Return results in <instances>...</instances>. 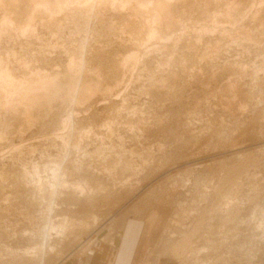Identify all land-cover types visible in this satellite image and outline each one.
Listing matches in <instances>:
<instances>
[{
	"label": "rangeland",
	"instance_id": "374dc122",
	"mask_svg": "<svg viewBox=\"0 0 264 264\" xmlns=\"http://www.w3.org/2000/svg\"><path fill=\"white\" fill-rule=\"evenodd\" d=\"M213 1L144 43L108 8L1 36L52 91L30 109L0 94V264H264V0Z\"/></svg>",
	"mask_w": 264,
	"mask_h": 264
},
{
	"label": "bare ground",
	"instance_id": "6f19581e",
	"mask_svg": "<svg viewBox=\"0 0 264 264\" xmlns=\"http://www.w3.org/2000/svg\"><path fill=\"white\" fill-rule=\"evenodd\" d=\"M211 2L213 0H0V38L2 39V35H10L14 31H20V34H25L29 31H34L36 29L37 23H35L37 15L36 13H42L44 16H53V13L59 14L62 9H66L67 11H71L70 17L79 15L82 17V15H90L93 14L95 16H98L100 14V11L102 8H108L109 11H111L112 14H121L123 12H127L131 16H135L136 18L140 19L137 21V24H141V30L138 28L140 31H136L133 33H138L140 35V40L141 42L144 43V41H149L153 37L156 39V37L159 39L163 38L164 36L167 37V35L170 37L169 34H171V28L174 27L175 25V16L185 14L187 10L191 11L192 6L195 7L194 5L196 4H201L203 2ZM215 1V0H214ZM213 1V2H214ZM229 0H227L228 2ZM232 1V0H231ZM239 1V0H236ZM244 2H247L243 0ZM251 1V0H250ZM235 3V1H233ZM256 2V1H255ZM212 3V2H211ZM230 3V2H229ZM241 3V2H240ZM239 2L237 4H240ZM207 4V3H206ZM205 7H208V4ZM242 4V3H241ZM240 4V5H241ZM262 4V3H261ZM258 4V5H261ZM211 5V4H210ZM209 5V6H210ZM253 5V4H252ZM255 6V5H254ZM172 7H176L175 9L178 12L174 15L172 12ZM200 7H202L200 5ZM200 7L198 10H200ZM213 7V6H211ZM232 7V6H231ZM236 7V6H235ZM204 8V7H202ZM258 8V7H257ZM195 9V8H194ZM208 10V8H205ZM220 9V8H219ZM230 9V8H229ZM107 10V9H106ZM214 10V9H213ZM228 10V9H227ZM68 11V13H69ZM105 11V10H104ZM103 11V12H104ZM174 11V10H173ZM188 11V13H189ZM201 11V10H200ZM203 11V10H202ZM221 11V10H220ZM59 12V13H58ZM65 12V11H64ZM106 12V11H105ZM193 13V11H191ZM199 12V11H197ZM214 12V11H213ZM68 13L66 15V18L68 16ZM203 13V12H202ZM264 13V12H263ZM104 14V13H103ZM125 14V13H124ZM201 16V12L199 13ZM206 14V13H205ZM211 14V13H210ZM217 14V13H216ZM220 14V13H219ZM247 14V13H246ZM259 14V13H258ZM64 15V14H63ZM62 15V16H63ZM126 15V14H125ZM124 15V16H125ZM193 15V14H192ZM197 15V14H196ZM209 15V14H208ZM229 15V14H228ZM261 15V14H260ZM39 16V15H38ZM49 16V17H50ZM58 16V15H57ZM87 16V17H88ZM118 16V15H117ZM120 16V15H119ZM117 17V19L119 18ZM123 17V15H121ZM185 16V15H184ZM194 16V15H193ZM198 16V15H197ZM206 16V15H205ZM218 16V14L216 15ZM221 16V15H220ZM227 16V15H226ZM40 17V16H39ZM56 17V15H55ZM130 17V16H129ZM134 17V18H135ZM180 17V16H179ZM178 17V18H179ZM203 17V16H201ZM215 18V15L213 16ZM212 17V18H213ZM232 17V16H231ZM41 18V17H40ZM46 18V17H45ZM59 18V17H58ZM57 18V19H58ZM72 18V17H71ZM79 18V17H78ZM113 18V17H112ZM116 18V17H115ZM124 18H128L127 15ZM190 18L189 15L187 16L186 19ZM198 18V17H197ZM200 18V17H199ZM225 18V17H223ZM233 18V17H232ZM53 19V18H52ZM51 19V20H52ZM216 19V18H215ZM235 19V18H234ZM120 20V19H119ZM128 20V19H127ZM126 20V21H127ZM132 20V19H131ZM180 20V19H179ZM185 20V19H184ZM204 20V19H203ZM211 20V18H210ZM218 20V18H217ZM42 21V20H41ZM50 21V20H49ZM58 21V20H57ZM117 21V20H116ZM125 21V22H126ZM186 21V20H185ZM213 21V19H212ZM237 21V20H236ZM37 22V21H36ZM47 22V21H46ZM88 22V21H87ZM120 22V21H118ZM180 22V21H178ZM204 22V21H203ZM207 22V21H206ZM216 22V21H214ZM213 22V23H214ZM58 23V22H57ZM130 24V20L127 21V24ZM134 23V21L132 22ZM131 23V24H132ZM209 23V22H208ZM212 23V22H211ZM236 23V22H235ZM60 25V22L58 23ZM108 24V23H107ZM112 24V23H111ZM125 24V23H124ZM121 24V25H124ZM130 24V25H131ZM135 24L133 27H135ZM192 24V23H191ZM201 24V23H200ZM223 24V23H222ZM113 25V24H112ZM205 25V24H204ZM209 25V24H207ZM206 25V26H207ZM236 25V24H235ZM43 26V25H42ZM47 26V25H46ZM49 26V24H48ZM110 26V25H109ZM177 26V25H176ZM53 27V25H52ZM112 27V26H111ZM140 27V26H139ZM208 27V26H207ZM224 27V26H222ZM243 27V26H242ZM241 27V28H242ZM47 28V27H46ZM54 28V27H53ZM83 28V27H82ZM136 28V29H137ZM204 28V27H203ZM52 29V28H51ZM90 29V28H89ZM110 29V28H109ZM120 29H123L120 27ZM129 29V28H128ZM171 29V30H170ZM176 29V28H175ZM173 29V30H175ZM181 29V28H180ZM205 29V28H204ZM54 30V29H53ZM125 30V29H124ZM168 30L169 33H168ZM207 30V29H206ZM217 30V29H216ZM128 31V30H127ZM130 31V29H129ZM209 31V30H207ZM237 31V30H236ZM13 32V33H14ZM119 32V31H115ZM213 32V31H212ZM229 32V31H228ZM242 32V31H241ZM8 33V34H7ZM131 33V32H130ZM215 33V31H214ZM225 33V32H224ZM230 33V32H229ZM239 33V32H238ZM17 34V32H16ZM128 34V32H127ZM134 34V35H135ZM224 35V34H223ZM177 36V35H176ZM131 37V36H130ZM138 37V36H137ZM174 37V36H173ZM100 38V37H99ZM0 39V40H1ZM131 39V38H130ZM138 39V38H137ZM154 40V39H153ZM158 40V39H157ZM170 40V39H169ZM179 40V39H178ZM202 40V39H201ZM164 41V40H163ZM162 41V42H163ZM136 42V41H135ZM137 42V44H138ZM157 42V41H156ZM165 42V41H164ZM167 42V41H166ZM174 43V42H172ZM91 44V43H90ZM133 44V43H132ZM151 44V42H149ZM178 44V43H177ZM129 46V45H128ZM137 46V45H136ZM147 46V45H146ZM145 46V47H146ZM156 46V45H155ZM159 46V45H158ZM80 47V46H79ZM135 47V46H134ZM157 47V46H156ZM131 48V47H130ZM143 47H141L142 49ZM172 48V47H171ZM76 49V48H75ZM135 49V48H134ZM133 49V50H134ZM138 49V48H137ZM140 49V48H139ZM144 49V48H143ZM157 49V48H156ZM130 51V50H129ZM142 51V50H141ZM15 52V51H14ZM137 52V50H136ZM131 54V53H130ZM127 55V59L132 55ZM137 54V53H135ZM139 54V53H138ZM8 55V54H7ZM90 55V54H89ZM132 56V57H133ZM183 56V55H182ZM135 57V56H134ZM138 57V56H136ZM6 58V57H5ZM4 57L2 58L0 56V94L3 95V98L0 99L4 101L6 105L12 103V101H15L14 98L16 97L17 99V105L16 106H21L22 104L26 105L27 109H30L34 107V104L38 102L39 98L45 97L47 94H49V86L51 83V77L49 74H33V71L28 73L30 75L29 77H26V73H24L22 76L17 77L16 74L12 71L13 68L9 67L7 65V62H5ZM207 58V57H206ZM209 58V57H208ZM131 59V57L129 58ZM128 59V60H129ZM203 59V58H202ZM86 60V59H85ZM125 62V60H124ZM127 62V61H126ZM78 63V62H77ZM84 63V62H83ZM9 64V63H8ZM10 65V64H9ZM69 65V64H68ZM68 68V67H67ZM120 68V67H119ZM84 71V70H83ZM19 76V75H18ZM129 76V75H128ZM129 78V77H128ZM91 79V78H90ZM66 80V79H65ZM54 81V80H53ZM34 82H37L38 84H35ZM48 88V92H47ZM42 90L44 92H42ZM52 91V90H51ZM50 91V92H51ZM46 93V94H45ZM84 93V92H83ZM50 95V94H49ZM84 95V94H83ZM47 101V100H46ZM29 102V103H28ZM3 103V106H5ZM21 103V104H19ZM15 104V102H14ZM19 104V105H18ZM36 105V104H35ZM11 107L13 106V103L10 105ZM46 106V105H45ZM9 107V106H7ZM21 107H18V109ZM17 109V107H16ZM14 108V111L16 110ZM17 109V110H18ZM41 111V110H40ZM19 112V111H16ZM23 112V111H22ZM76 143V142H75ZM78 143V142H77ZM68 164V163H67ZM37 167V166H36ZM63 167V166H62ZM59 168V167H58ZM57 169V166H56ZM37 170V169H35ZM62 171L63 168L61 169ZM54 171V170H53ZM52 171V172H53ZM56 171H59L57 169ZM54 171V172H56ZM57 173V172H56ZM58 173H63V172H58ZM57 173V174H58ZM65 173V172H64ZM56 175V174H55ZM58 176V175H57ZM233 206V205H231ZM229 210L226 211V209L222 210L221 208L219 210H216L215 218L221 222L219 223V227L221 229V233L223 232V235L225 237H228V234L230 233V226H229V220L228 217L230 216L229 212L231 210V207L229 206ZM233 209V207H232ZM237 220V219H236ZM218 222V221H217ZM210 227V225H209ZM218 228V227H217ZM214 229V228H213ZM212 231V229H210ZM209 231V232H211ZM208 232V231H207ZM208 232V233H209ZM212 234V233H210ZM209 235V234H208ZM213 235V234H212ZM221 236V235H220ZM223 237V236H222ZM203 238V237H202ZM219 240H215V238H212V236H208L204 239L202 245L199 247V252H204V251H212L216 250L218 248V243ZM196 249V248H195Z\"/></svg>",
	"mask_w": 264,
	"mask_h": 264
},
{
	"label": "crops",
	"instance_id": "0c3cea01",
	"mask_svg": "<svg viewBox=\"0 0 264 264\" xmlns=\"http://www.w3.org/2000/svg\"><path fill=\"white\" fill-rule=\"evenodd\" d=\"M126 247L127 245H125V248ZM137 256L138 255L136 253L134 255L129 253L128 255L121 251L120 254L118 255L115 264H137V258H138Z\"/></svg>",
	"mask_w": 264,
	"mask_h": 264
}]
</instances>
